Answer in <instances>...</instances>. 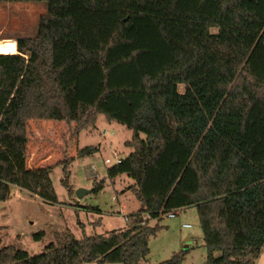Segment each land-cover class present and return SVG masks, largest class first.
<instances>
[{"label":"trees","instance_id":"16d2710c","mask_svg":"<svg viewBox=\"0 0 264 264\" xmlns=\"http://www.w3.org/2000/svg\"><path fill=\"white\" fill-rule=\"evenodd\" d=\"M36 1L47 11L35 36L0 41V203L11 186L57 203L52 167L26 165L28 121L74 123L80 133L103 115L132 132L133 151L107 175L131 178L141 209L124 229L82 239L66 231L36 256L0 246V264H147L162 217L189 206L204 264H256L264 249V0ZM185 254L161 264H181Z\"/></svg>","mask_w":264,"mask_h":264},{"label":"rangeland","instance_id":"374dc122","mask_svg":"<svg viewBox=\"0 0 264 264\" xmlns=\"http://www.w3.org/2000/svg\"><path fill=\"white\" fill-rule=\"evenodd\" d=\"M46 11L45 1L0 3V40L35 36L39 18ZM183 90V86L178 87L180 93ZM28 123L26 165L52 167L50 179L57 203L47 204L11 186L10 196L0 203V246H14L36 256L50 243L58 245L66 231L82 239L124 229L125 218L140 210L141 205L128 190L133 180L125 174L110 179L107 170L116 164L114 155L123 159L133 151L125 145L132 132L117 122H108L103 115L98 116L93 128L80 133L74 131V123L50 120ZM45 131L49 136L44 138ZM141 137L145 138L143 134ZM89 147L97 149L91 155L77 156L80 150ZM106 159L110 161L108 164L104 162ZM64 166L69 172L68 186L62 182ZM101 183L102 187L95 191ZM79 189L89 192L78 199ZM179 214L175 218L162 217L163 228L149 239L148 264H161L182 251L186 254L181 264H204L206 249L196 209L189 206ZM155 223L151 220L149 226ZM183 224L190 228H182ZM39 232L43 237L34 241L32 236ZM258 264H264V253Z\"/></svg>","mask_w":264,"mask_h":264},{"label":"built area","instance_id":"2783aa9c","mask_svg":"<svg viewBox=\"0 0 264 264\" xmlns=\"http://www.w3.org/2000/svg\"><path fill=\"white\" fill-rule=\"evenodd\" d=\"M0 41H1V40H0ZM114 158H115V162H116V164L120 163V161L122 160V158H119L117 154L114 155ZM104 162H105L106 164H108L110 161H109L108 159H106ZM116 164H115V165H116ZM90 168L92 169L93 166H91ZM180 211H181V209H177V210H175V211H173V212L167 214V216H168L169 218H175V217L179 216ZM126 219H127V218H125V220H126ZM143 219H144V220H147V219H149V216L145 214V215L143 216ZM182 227H183V228H189L190 225L183 224Z\"/></svg>","mask_w":264,"mask_h":264},{"label":"crops","instance_id":"0c3cea01","mask_svg":"<svg viewBox=\"0 0 264 264\" xmlns=\"http://www.w3.org/2000/svg\"><path fill=\"white\" fill-rule=\"evenodd\" d=\"M8 40H14V39H8ZM15 41V40H14ZM15 43H16V41H15ZM100 116V115H99ZM106 119V118H105ZM30 121H32V120H30ZM46 122V120H36V122ZM29 122V121H28ZM56 122V121H55ZM48 123V122H47ZM59 123H64V122H59ZM27 124H30V123H27ZM45 135V136H44ZM27 136H28V131H27ZM44 138L45 137H47V136H49L48 134H47V131H45V133H43V135H42ZM28 138H29V136H28ZM127 142H129V141H127ZM127 142H125V143H127ZM29 143V142H28ZM126 145V144H125ZM97 149V148H96ZM33 158H35V156L33 157ZM32 158V159H33ZM37 161V160H36ZM46 161V159H44L42 162H45ZM38 167V166H37ZM37 167H28L29 169H34V168H37ZM48 167H50V166H48ZM10 196V195H9ZM33 197H36V196H33ZM38 198V197H37ZM180 215V214H179ZM183 228V227H182ZM190 228V227H189ZM264 251V249L262 250V252H261V254H260V256H259V258L256 260V264H258V261L260 260V257L263 255V252ZM28 253V252H27ZM148 264V263H147Z\"/></svg>","mask_w":264,"mask_h":264},{"label":"water","instance_id":"95a60500","mask_svg":"<svg viewBox=\"0 0 264 264\" xmlns=\"http://www.w3.org/2000/svg\"><path fill=\"white\" fill-rule=\"evenodd\" d=\"M89 191H85L83 189H79L77 192H76V196L78 199H81L82 197H84V195H86Z\"/></svg>","mask_w":264,"mask_h":264}]
</instances>
